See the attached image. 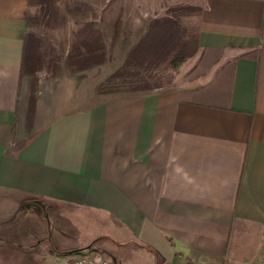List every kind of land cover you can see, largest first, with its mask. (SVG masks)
Masks as SVG:
<instances>
[{"label":"crops","instance_id":"obj_1","mask_svg":"<svg viewBox=\"0 0 264 264\" xmlns=\"http://www.w3.org/2000/svg\"><path fill=\"white\" fill-rule=\"evenodd\" d=\"M59 1L0 0V264H26V228L44 218L47 264L99 237L149 264H264V0H75L92 11L70 36ZM167 5L199 10L171 86L97 92L83 74L96 66H67L91 45L99 65L107 50L124 61ZM38 20L67 44L66 70L44 76L39 49L25 72Z\"/></svg>","mask_w":264,"mask_h":264},{"label":"rangeland","instance_id":"obj_2","mask_svg":"<svg viewBox=\"0 0 264 264\" xmlns=\"http://www.w3.org/2000/svg\"><path fill=\"white\" fill-rule=\"evenodd\" d=\"M53 2V7L59 10L60 14L64 18V23L61 25L62 30L67 31L69 36L72 31L79 29L82 25L89 21V15H91V7L86 3L75 0H60L58 6ZM177 6H164L160 9V15H166L170 12V9ZM55 22V17H49L47 20ZM45 22V19L44 21ZM41 24V23H40ZM37 25L34 27L32 33L35 39L38 40V50L40 49L45 55L47 60L52 61L49 66L45 65L41 71L44 76H48L54 72L55 68L58 71H64L67 69L64 63V58L67 53V49L64 48L63 44L55 43V35L48 33L54 26ZM65 45V44H64ZM67 46V44L65 45ZM40 52V51H39ZM125 52L123 50H107V60L104 64L93 67L83 74L88 78V82L91 85V89L94 88L97 92H108V91H127L129 90L128 83L121 82L119 80H110V77L116 69L121 66L124 59ZM196 52V51H195ZM194 52V53H195ZM191 57V56H190ZM187 57L177 65H172L165 63L160 67H153L151 71L153 79L158 85L162 87L171 86L177 77L183 75L185 65L189 64ZM142 71V70H141ZM40 207V206H39ZM39 216V218L37 217ZM46 217L43 208L36 212L33 211L32 218L39 219V223H42V217ZM43 224L33 225L32 228L27 229L24 225H21V229L26 228V240L24 241L27 246L33 245L30 248L29 258H26V264H47L49 263V258L47 257L49 248H57L50 235H46V220L44 218ZM50 228L53 229V223L51 222ZM51 231V230H49ZM48 233V232H47ZM59 248V247H58ZM89 252H95L106 259L107 262L111 264H149L143 256L133 250L130 245H118L111 238L99 237L96 241H93L87 247L81 249H72L71 251H65L63 256L65 258L77 255V254H87ZM27 260H30L29 262Z\"/></svg>","mask_w":264,"mask_h":264},{"label":"trees","instance_id":"obj_3","mask_svg":"<svg viewBox=\"0 0 264 264\" xmlns=\"http://www.w3.org/2000/svg\"><path fill=\"white\" fill-rule=\"evenodd\" d=\"M48 4L41 6L43 18L47 11L52 12ZM199 10L193 6H177L170 9L165 16L154 19L148 26L144 36L132 48L121 66L114 71L110 80L128 83L130 90H150L162 87L153 79L150 70L165 63L177 65L197 50ZM40 18V17H39ZM40 20L36 24H39ZM84 46H87L84 44ZM32 48L30 60L25 62V72L34 76L40 69V53L38 42L33 35L27 33L25 38V53ZM105 59L102 48L91 45L89 48H75L67 56V66L70 70H84L101 64ZM142 70V71H141ZM152 75V76H151ZM35 78L33 77V86ZM32 86V87H33ZM28 119L32 116L33 89Z\"/></svg>","mask_w":264,"mask_h":264},{"label":"built area","instance_id":"obj_4","mask_svg":"<svg viewBox=\"0 0 264 264\" xmlns=\"http://www.w3.org/2000/svg\"><path fill=\"white\" fill-rule=\"evenodd\" d=\"M52 264H111L95 252L77 254L68 258L59 257Z\"/></svg>","mask_w":264,"mask_h":264}]
</instances>
